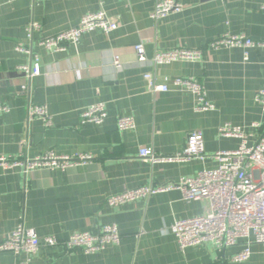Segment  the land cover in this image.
I'll return each mask as SVG.
<instances>
[{
  "label": "crops",
  "instance_id": "obj_1",
  "mask_svg": "<svg viewBox=\"0 0 264 264\" xmlns=\"http://www.w3.org/2000/svg\"><path fill=\"white\" fill-rule=\"evenodd\" d=\"M161 0H0V156L34 159L53 152L59 156L88 155L92 160L66 169L4 170L0 167V243L23 224L38 236L65 242L76 232L98 234L115 224L121 243L94 255L63 246H42L30 264H264V249L252 244V256L242 263L232 257L245 247L217 252L211 244L179 248L170 231L178 220L201 216L207 202H186L179 191L154 195L111 207L110 196L153 184L178 182L219 166L214 155L236 150L241 141L224 138L219 129L239 127L253 145L264 128V111L255 101L264 88V50L212 49L223 35H245L264 42V0H180L183 10L154 20ZM104 11L118 28L108 34L95 30L78 45L54 52L42 40L77 26L83 16ZM39 28L29 35V28ZM143 43L151 60L156 52L174 48L201 49L203 59L154 66L139 64L134 46ZM27 52H19L17 48ZM246 53L248 59L245 60ZM121 56L123 68L113 66ZM39 56L41 74L27 79L20 66ZM146 74L167 92H152ZM195 78L215 110L197 113L192 93L172 80ZM28 87L27 91L22 89ZM43 105L53 119L29 120V104ZM103 103L108 116L102 124L81 123L85 108ZM131 116L136 126L120 131L118 118ZM201 131L205 160L151 163L139 156L150 149L172 157L185 149L189 134ZM9 252L0 264H16Z\"/></svg>",
  "mask_w": 264,
  "mask_h": 264
},
{
  "label": "built area",
  "instance_id": "obj_2",
  "mask_svg": "<svg viewBox=\"0 0 264 264\" xmlns=\"http://www.w3.org/2000/svg\"><path fill=\"white\" fill-rule=\"evenodd\" d=\"M183 10L180 0H161L151 13V18L158 20L169 14L179 13ZM264 11V4L260 6ZM33 24L29 28V35L38 29ZM118 28L111 22L102 10L83 16L79 24L56 36L42 40L41 45L54 52L65 50V44L78 45L83 36L95 30H102L108 34ZM214 50L219 49H257L264 50V42L252 40L245 35H223L210 42ZM19 52H27L24 48H17ZM136 60L139 64L151 63L154 66H165L175 62H195L203 59L201 49L174 48L156 52L150 60L147 57L145 46L139 43L134 46ZM248 59V53L245 54ZM113 66L116 70L123 68L121 56L113 57ZM19 72L27 79L41 74V61L39 56L32 58L31 64L20 66ZM145 80L152 92H167V84H157L153 74H146ZM176 88H182L195 97V111L204 113L215 110V106L208 100L203 84L195 78H176L172 80ZM22 89L27 91L28 87ZM255 101L264 111V88L255 95ZM8 108L0 105V112H7ZM108 116L103 103L91 105L83 110L81 123L102 124ZM29 120L38 118L44 122L45 127L53 125V119L48 108L43 105L29 104ZM120 131L132 130L136 126L131 116L118 118ZM254 129L261 131L253 145H249V135L239 127L225 125L219 129V135L224 138H237L241 141L239 147L233 151H222L214 155L219 166L214 170H204L194 177H184L178 182L168 184H153L135 188L110 196L107 203L111 207L122 206L137 200L148 199L154 195L179 191L186 202H207L208 211L190 219L178 220L170 228L175 236L180 250L211 244L217 252L245 242L244 249L232 257L235 263H242L252 256L251 245L258 244L264 249V128L261 124H253ZM139 156L145 161L155 163H188L192 160H205L204 136L201 131L189 134L185 149L182 153L163 157L155 154L153 150L141 149ZM91 156H59L49 152L34 159L7 158L0 156V167L4 170L22 169L25 173L36 169H66L70 166L89 162ZM121 243V234L115 224H108L100 229L98 234L89 232L73 233L68 240L60 242L57 238L49 236L41 239L38 234L27 229L23 224L19 226L0 243V255L6 252L14 254L18 261L16 264H30V259L22 260L26 254L33 257L42 246H63L67 251L80 250L84 254L94 255L103 252L108 246H117Z\"/></svg>",
  "mask_w": 264,
  "mask_h": 264
}]
</instances>
